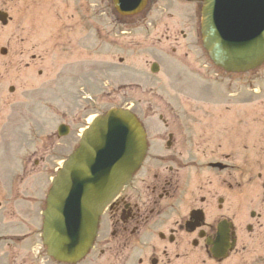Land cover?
<instances>
[{
    "label": "flooded vegetation",
    "instance_id": "obj_1",
    "mask_svg": "<svg viewBox=\"0 0 264 264\" xmlns=\"http://www.w3.org/2000/svg\"><path fill=\"white\" fill-rule=\"evenodd\" d=\"M111 1L0 0V264H264V63L240 75V91L223 96L230 104L237 94L234 107H174L149 88L160 105L134 108L147 134L144 162L100 215L93 247L77 263L58 262L45 250L52 127L45 134L43 126L31 125L37 144L22 160L29 98L23 99L32 78L42 76L35 67L44 60L34 51L45 45L54 57V50L70 45L63 39L80 29L62 20L86 13L100 18ZM160 2L150 0L143 14H162ZM112 14L115 42L114 6ZM230 77L223 79L228 88ZM252 100L254 107L247 105ZM31 175L38 186L24 185Z\"/></svg>",
    "mask_w": 264,
    "mask_h": 264
},
{
    "label": "rangeland",
    "instance_id": "obj_2",
    "mask_svg": "<svg viewBox=\"0 0 264 264\" xmlns=\"http://www.w3.org/2000/svg\"><path fill=\"white\" fill-rule=\"evenodd\" d=\"M188 1L161 0L159 10L164 11L162 14L155 11L147 16L144 12L131 17L118 15L119 35L115 42L112 1L108 7L103 4L104 12L100 18L86 13V16L80 14L70 21L62 20V25L70 23L80 29L71 31L67 39H63L70 45L64 50H54V57L44 50L45 45L39 44L34 51L43 54L44 60L35 67L42 76L34 73L36 77L32 78L33 83L28 88L31 94L23 99L29 98L26 104L23 103V162L37 144L32 137V124L43 126L45 134L53 128L52 167L56 168L76 147L79 134L95 115L112 107L130 105L134 109L146 106L148 102L160 105L161 100L154 98L147 91L149 88L163 95V101L174 107L238 106L237 94L230 96V104L223 96L240 91L241 74H232L231 86H226L223 80L226 73L211 62L202 46L203 0ZM68 8L70 14L74 13L72 2ZM31 41L42 43L34 36ZM153 63L160 65L155 74L150 70ZM27 73L23 72L24 75ZM213 93L220 97L215 103L210 102L209 95ZM262 101L264 108V92ZM247 105L254 107V100ZM152 117L154 122H160L159 115ZM62 123L70 127V133L59 137L57 129ZM32 176L24 185L38 186Z\"/></svg>",
    "mask_w": 264,
    "mask_h": 264
},
{
    "label": "water",
    "instance_id": "obj_3",
    "mask_svg": "<svg viewBox=\"0 0 264 264\" xmlns=\"http://www.w3.org/2000/svg\"><path fill=\"white\" fill-rule=\"evenodd\" d=\"M146 2L114 0L121 14L137 13ZM201 33L216 65L236 72L254 69L264 61V0H204ZM145 153L144 129L129 110L112 108L92 121L52 181L42 234L49 254L68 262L86 255L100 214Z\"/></svg>",
    "mask_w": 264,
    "mask_h": 264
}]
</instances>
